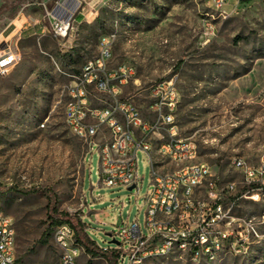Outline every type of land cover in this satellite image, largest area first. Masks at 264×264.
I'll return each instance as SVG.
<instances>
[{"label":"rangeland","instance_id":"1","mask_svg":"<svg viewBox=\"0 0 264 264\" xmlns=\"http://www.w3.org/2000/svg\"><path fill=\"white\" fill-rule=\"evenodd\" d=\"M80 1L70 37L61 41L46 13L55 0H0L6 9L0 34L14 9L40 25L15 44L0 40L5 50L19 54L0 75V206L13 218L17 258L58 260L54 229L45 241L38 240L51 206L80 216L99 247H115L110 239L122 221H137L146 233L143 202L152 186L146 154L137 151L138 190L101 185L97 146L86 152V143L64 120L70 75L99 54V37L109 35L108 66L125 63L134 69L122 96H132L142 115L157 123L147 89L154 81L173 79L180 93L176 136L196 143L198 159L211 165L222 186L235 182L232 212L243 217L241 254L214 263L171 254L142 264H264V181L248 183L232 165L235 156L253 166L264 163V0H225L219 8L211 0ZM91 94L93 105L109 100L106 94ZM158 130L168 138L164 126ZM100 136L107 138L108 131ZM156 165L164 172L175 168ZM87 254L79 264H108L102 255L89 259Z\"/></svg>","mask_w":264,"mask_h":264},{"label":"built area","instance_id":"2","mask_svg":"<svg viewBox=\"0 0 264 264\" xmlns=\"http://www.w3.org/2000/svg\"><path fill=\"white\" fill-rule=\"evenodd\" d=\"M211 2L219 8L225 0ZM80 4V0H55L46 11L61 41L69 39L71 21ZM18 57V52L0 46V75L7 74ZM111 58L112 40L109 35H101L99 54L86 60L78 73L70 75V100L65 106L64 120L86 143V152L97 146L101 185H133L138 190L141 178L137 151L141 150L152 167V186L143 202L146 233L137 221L129 225L122 221L112 237L118 236V243H114L115 247H100L101 251L115 250L118 264H122L124 256L126 264H142L150 258L171 254L194 262L214 263L228 255L243 253V217L232 212L238 198L234 192L236 184L229 181L222 186L211 165L198 159L196 143L176 136L174 117L180 93L173 79L154 81L147 89L148 109L157 115V123H153L142 115L132 96H122V87L134 75V69L125 63L109 67ZM92 90L106 94L109 100L100 106L93 105ZM159 126L166 128L167 139L159 132ZM103 129L108 131L107 138L100 136ZM154 135L159 136L156 142ZM165 162L175 168L165 172L155 168V164L161 167ZM232 165L244 174L248 183L263 184L264 163L253 166L243 157L235 156ZM53 238L60 249L57 261L19 260L15 254L13 218L0 206V264H79L85 249L76 241L73 227L67 222L56 225ZM87 255L93 259L101 254Z\"/></svg>","mask_w":264,"mask_h":264},{"label":"trees","instance_id":"3","mask_svg":"<svg viewBox=\"0 0 264 264\" xmlns=\"http://www.w3.org/2000/svg\"><path fill=\"white\" fill-rule=\"evenodd\" d=\"M5 10H6L5 6L2 5L0 7V15L4 13ZM16 14H17V9H14L10 13L9 17L13 18ZM48 207H50V205H48ZM48 211H49V215H48L49 223L46 229L41 233L38 240L45 241L51 235L56 225L62 222H67L73 227L75 231L76 241L79 242L81 245H83L86 253L90 254L91 256H97L101 254L102 256L105 257L108 264H118L117 252L115 250L104 251V252L101 251V248L89 236L87 230L83 228V221L81 220L80 216L68 215L67 213H59L56 211V209L53 206H51Z\"/></svg>","mask_w":264,"mask_h":264},{"label":"crops","instance_id":"4","mask_svg":"<svg viewBox=\"0 0 264 264\" xmlns=\"http://www.w3.org/2000/svg\"><path fill=\"white\" fill-rule=\"evenodd\" d=\"M28 19L29 16L23 15L22 11L18 12L2 29L0 40L4 39L11 44H15L18 39L22 38L24 34L27 33V30L31 29L35 31L40 27V25L36 23V18L32 19V23H30Z\"/></svg>","mask_w":264,"mask_h":264},{"label":"water","instance_id":"5","mask_svg":"<svg viewBox=\"0 0 264 264\" xmlns=\"http://www.w3.org/2000/svg\"><path fill=\"white\" fill-rule=\"evenodd\" d=\"M132 188H133V185L128 186V189H132ZM110 242H112V243H118V241L116 239H114V238H111L110 239Z\"/></svg>","mask_w":264,"mask_h":264}]
</instances>
